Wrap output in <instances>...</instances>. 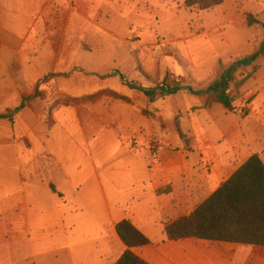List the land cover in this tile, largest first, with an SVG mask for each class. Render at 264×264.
<instances>
[{
  "label": "crops",
  "instance_id": "0c3cea01",
  "mask_svg": "<svg viewBox=\"0 0 264 264\" xmlns=\"http://www.w3.org/2000/svg\"><path fill=\"white\" fill-rule=\"evenodd\" d=\"M83 1V7L91 5L86 15L80 14L78 5L71 8L67 0H44L45 16L49 22L58 18L66 29L69 17L85 19L96 13L98 0ZM29 7L24 0H0V24L11 19L12 23H28L37 12L36 5ZM210 22L205 20L208 26L187 33L186 54L177 48L185 60V78L196 85H205L219 61L229 62L251 47L242 35L223 31L224 17H216L212 26ZM30 25L34 28L32 22ZM138 33L132 27L129 38L139 37ZM59 35L61 53L68 50L64 42L67 34L64 30ZM105 35L113 41L121 39L115 32ZM51 39L49 34L40 43L45 56L56 55ZM26 40L14 32L11 38L0 35L1 53L10 47L20 50ZM95 52L93 55H101L99 49ZM103 55L107 58L83 67L95 75L60 76L55 82L59 96L81 98L55 111L54 124L43 145L45 162L57 168L59 219L44 206L45 194L40 190L55 192L39 187L36 177L22 182L17 170L11 185L0 177V264H115L125 250L115 229L123 220L148 239V244L134 251L145 264H264V245L196 238L171 240L165 233L167 224L189 215L252 154H258L264 162V74L258 77L262 82L258 87V113L243 117L239 111L230 112L216 102L205 108L207 97L188 90L149 101L141 90L129 87L119 76L143 88L156 87L142 81L129 54L117 52V58H112L107 50ZM258 62L254 77L264 67L261 58ZM143 68L155 78L163 74V67ZM56 70L69 72L68 60ZM177 118L187 142L179 137ZM151 138L160 141L164 149H130L131 141L144 144ZM57 184L71 192H63ZM56 220L66 233L58 242L47 239L44 249L34 250V256L18 257L20 251H14L13 243L20 233L51 231L56 228ZM17 242L14 245L22 249L23 244ZM28 245L36 249L35 242ZM49 257L59 259L50 262Z\"/></svg>",
  "mask_w": 264,
  "mask_h": 264
},
{
  "label": "rangeland",
  "instance_id": "374dc122",
  "mask_svg": "<svg viewBox=\"0 0 264 264\" xmlns=\"http://www.w3.org/2000/svg\"><path fill=\"white\" fill-rule=\"evenodd\" d=\"M24 1L28 8L36 5L37 12L31 16L28 23L24 24L22 20L20 23H12L11 19L0 24V35L3 34L5 38H11L13 32L22 38H28L24 44L25 49L24 46H20V50L12 47L3 53L0 50V115L3 116L0 118V177L7 185H11L13 175L15 176L18 170L17 174L22 177V182H26V179L32 176L37 178L36 183L39 187L49 190L54 188L55 195L47 194L43 189L40 191L45 194L44 206L49 208L52 214H55L53 218L57 219L60 217L57 214L61 203V199L56 195L59 192L55 185L57 168L45 162L43 145L54 124L55 111L68 106L70 102L76 104L81 101V98L57 94L55 82L58 83L56 80H59L60 76L95 75L83 67H90L89 65L104 60L107 57L103 54L109 50L112 58H117L115 56L117 52L129 54L131 65L142 77L143 82L155 86L161 84L184 86L187 83L194 89L204 88L219 76L221 70L217 64L215 73L205 85H196L191 78H185L186 66L181 53L186 54L188 32L198 27L201 30V25H206L203 23L205 20L211 21L212 26V21H215L216 17L218 20L224 17L226 24L223 25V31H234L247 38L251 45L248 51L240 56L247 55L264 44V26H248L246 20L250 14L264 24V0H223L220 8L206 11L186 8L184 0H98V8L94 15L90 14L91 17L78 20H71L73 17H69L66 29L64 22L58 18L52 19L51 22L47 20L43 9L46 7L44 0ZM67 2L71 8L74 5L81 7L79 9L82 15H86L91 7V5L83 7V0ZM220 9L222 14L221 11L217 12ZM31 22L34 28L31 27ZM239 24L243 26L239 27ZM132 27L139 31V37L135 39L129 38ZM64 30L67 34L64 42L67 43L68 50L64 51L62 48L63 52L58 53L59 34ZM106 32H115L121 39L113 41L105 35ZM49 34H52L50 44L56 55L45 56L44 49H40L42 47L40 43L42 38L45 39ZM13 44L15 46V43ZM177 48L181 53L177 52ZM97 49L101 51V55H93ZM238 57L229 62L225 60L220 62L228 64ZM260 58L264 64V58ZM65 60H68L69 72L57 71L56 67ZM48 66L51 68L50 71L47 70ZM143 66H156L158 69L163 67V74L155 78L150 72L146 73ZM251 70L252 67L239 70L235 75L236 81H241ZM263 74L264 67L256 77L253 74L237 88L231 85L233 107L243 117L258 113L256 109V105H259L258 87L262 83L258 81V77ZM58 186L62 188V185ZM61 190L71 192L68 188ZM59 224L58 220L53 222L56 228L51 231L35 229L20 233L19 237L16 235L13 248L15 252L20 251L18 257L34 256V250L40 252L44 249L47 239L58 242L62 235L66 234ZM17 241L23 244L22 249L20 245L17 247L14 245ZM31 242L36 243V249L29 247L28 244L31 245ZM58 259L59 257L48 258L50 262ZM41 260L43 259H39Z\"/></svg>",
  "mask_w": 264,
  "mask_h": 264
},
{
  "label": "trees",
  "instance_id": "16d2710c",
  "mask_svg": "<svg viewBox=\"0 0 264 264\" xmlns=\"http://www.w3.org/2000/svg\"><path fill=\"white\" fill-rule=\"evenodd\" d=\"M223 3V0H184L186 8L200 11L210 10ZM247 25L264 26V24L247 15ZM264 58V44L253 52L240 56L228 64L219 61L221 70L219 77L204 89L194 90L191 87L157 85L143 88L135 83H128L123 75H119L129 87L141 90L153 101L158 97L188 90L192 94L205 95L207 108L213 102L221 104L230 112H235L232 104L231 85L236 88L248 80L258 70L257 60ZM252 70L241 81L235 75L243 68ZM119 74V73H118ZM3 116L0 115V118ZM179 137L186 140L181 133L178 120L175 121ZM55 192L54 188H52ZM116 232L125 245V250L115 264H145L135 254V249L148 244V239L129 221L116 224ZM165 233L171 240L196 238L209 241L228 242L241 245H264V162L258 154L248 157L212 194L201 201L187 216L178 218L165 227Z\"/></svg>",
  "mask_w": 264,
  "mask_h": 264
},
{
  "label": "built area",
  "instance_id": "2783aa9c",
  "mask_svg": "<svg viewBox=\"0 0 264 264\" xmlns=\"http://www.w3.org/2000/svg\"><path fill=\"white\" fill-rule=\"evenodd\" d=\"M144 147H146L150 151H156V152L162 151L164 149L163 144L154 138L149 139L144 144L137 143L135 141H131L130 143V149H132L133 151H140Z\"/></svg>",
  "mask_w": 264,
  "mask_h": 264
}]
</instances>
